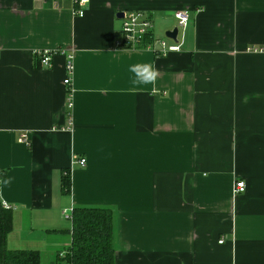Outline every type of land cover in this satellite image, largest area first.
Segmentation results:
<instances>
[{
    "label": "crops",
    "instance_id": "0c3cea01",
    "mask_svg": "<svg viewBox=\"0 0 264 264\" xmlns=\"http://www.w3.org/2000/svg\"><path fill=\"white\" fill-rule=\"evenodd\" d=\"M75 7L0 0L7 248L65 264L72 224L62 212L107 207L114 264H264V51H253L264 48V0H88L82 16ZM129 10L151 18L154 40L187 11L182 50L118 47L116 15ZM57 48L50 67L34 60ZM138 62L158 68V91L132 84ZM235 180L245 192L233 195Z\"/></svg>",
    "mask_w": 264,
    "mask_h": 264
},
{
    "label": "trees",
    "instance_id": "16d2710c",
    "mask_svg": "<svg viewBox=\"0 0 264 264\" xmlns=\"http://www.w3.org/2000/svg\"><path fill=\"white\" fill-rule=\"evenodd\" d=\"M150 35V34H149ZM146 36V41L149 38ZM34 60L40 65L39 56ZM41 66V65H40ZM4 172L0 171V177ZM61 187L69 193L70 177L62 176ZM71 244L66 250L65 264H114V213L107 207L72 208ZM12 230V211L6 209L0 200V264H43L38 250H11L6 246Z\"/></svg>",
    "mask_w": 264,
    "mask_h": 264
},
{
    "label": "built area",
    "instance_id": "2783aa9c",
    "mask_svg": "<svg viewBox=\"0 0 264 264\" xmlns=\"http://www.w3.org/2000/svg\"><path fill=\"white\" fill-rule=\"evenodd\" d=\"M88 0H74L76 7L73 12L76 16H82L84 14V6ZM121 17V37L116 41V45L121 48L126 49H146L154 53L158 57H165L172 52H180L185 40V32L189 24V15L187 11H177L174 13V18L176 19L177 34L176 40L168 37L164 39H153L152 36V22L151 18L143 11L139 10H129L122 11ZM150 34V35H149ZM149 38L145 40L146 36ZM253 51H264V48H255ZM63 53L61 48L54 50L41 49L35 52L39 56L40 65L42 67H50L52 65V59L54 54ZM72 53L67 54V64H66V76L64 78V85L67 87V106L71 108L72 100ZM70 116V115H69ZM20 142L26 141V136H21L19 138ZM77 158V157H76ZM77 163L79 166H84L86 164L85 158H78ZM67 174V173H66ZM246 185L242 180H235L232 185L233 195H237L245 192ZM6 209H11L8 205H3ZM72 209L64 210L62 212L63 217L69 221L72 220ZM223 239H220L218 243H222ZM66 252L60 254L64 256Z\"/></svg>",
    "mask_w": 264,
    "mask_h": 264
},
{
    "label": "clouds",
    "instance_id": "9594fccd",
    "mask_svg": "<svg viewBox=\"0 0 264 264\" xmlns=\"http://www.w3.org/2000/svg\"><path fill=\"white\" fill-rule=\"evenodd\" d=\"M129 71L133 74L132 84L136 86H151L152 90L158 91L155 87L159 76V70L154 63L138 62L130 66Z\"/></svg>",
    "mask_w": 264,
    "mask_h": 264
},
{
    "label": "water",
    "instance_id": "95a60500",
    "mask_svg": "<svg viewBox=\"0 0 264 264\" xmlns=\"http://www.w3.org/2000/svg\"><path fill=\"white\" fill-rule=\"evenodd\" d=\"M123 12L118 13L116 16L117 17H122ZM176 34H177V27L174 26L172 29L168 30L165 32V36L168 38H172L176 40Z\"/></svg>",
    "mask_w": 264,
    "mask_h": 264
}]
</instances>
